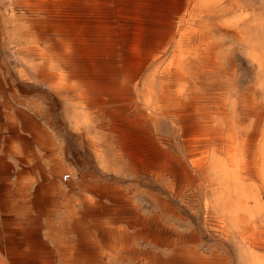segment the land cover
<instances>
[{
  "label": "bare ground",
  "instance_id": "1",
  "mask_svg": "<svg viewBox=\"0 0 264 264\" xmlns=\"http://www.w3.org/2000/svg\"><path fill=\"white\" fill-rule=\"evenodd\" d=\"M91 1L90 14L82 17L89 21L88 28L73 24L69 32L61 35L64 40L57 49L65 52L63 70L43 81L55 94L58 104L64 102L71 107L64 113L65 124L78 133L86 152L99 161L101 171L114 166H109L106 155L109 149L106 147L105 152L99 139L88 132L87 114L80 112L86 104L115 121L114 132L121 135L116 147L117 161H123L132 171L164 181L165 190L188 209L197 223L194 227L176 228L165 224L161 216L153 212L141 215V208L138 211L126 189L107 183L111 178L91 183L83 176L82 184L86 188L107 197L112 203L102 205V214L125 215L126 224L138 229L131 235L119 227L109 231L102 224L97 225V236L105 239L104 250L92 240L82 244L65 242L66 221L73 222L75 232L81 236L90 232L80 226L86 220L84 216L94 219L99 217L100 211L95 209L93 199L83 196L81 203L87 214L83 217L78 216V212L74 214L70 204L65 205L60 194L50 192L45 184L46 174L50 172L47 162L34 165L26 156L15 162V167L21 168L15 172L18 180L15 190H10L9 184L6 190L0 191V208L9 218L0 233V237L3 235L0 264H105V261L110 263L117 259L139 264H264V0L240 4L237 10L234 9L237 18L229 21V26L219 29L220 35L235 45L248 68L258 72L253 83L242 85L235 82L234 69L229 63L232 49L223 50V38L215 37L211 24L214 17L211 7L225 5L228 0ZM102 1L106 3L104 6ZM12 2V10L7 6L3 21L6 31L4 45L15 41L21 46L17 49L21 66L16 72L23 74L22 77L27 76L25 67L33 68L34 60L40 61L41 68L51 69L47 63L51 64L52 58L45 51L23 46L28 40L34 42L27 38L20 20L15 21L17 16L25 15L23 7L27 6V1ZM73 16L69 18L77 21ZM58 33L55 31L54 34ZM36 34L46 35L40 29ZM89 37L94 40L92 44L99 46L94 48L90 43L87 46ZM82 38L85 40L84 51L80 48ZM167 49L169 53L165 62L152 67L145 79L143 87L149 99L142 104L136 100L135 88L141 83L150 61ZM83 53L86 58L97 53V58L85 60L84 66L78 67L77 54ZM48 73L52 74L51 71ZM76 76L85 77L87 86L63 85L65 77L69 80ZM197 78L214 83L232 82L230 95L234 94L235 99L231 100L220 89L194 88ZM154 116L177 126L184 150L182 155L165 146L162 137L150 132L154 127H151ZM245 119L250 120V124L242 126L240 122ZM19 141L22 140L17 136L14 143ZM5 164L0 160L3 175L10 174L12 169ZM116 167L112 168L114 175H117ZM53 172L69 176L66 169L60 167ZM37 173L41 182L32 178L33 175L36 178ZM136 237L144 241L145 251L133 247ZM204 239L230 248L233 258L220 255L212 247L204 252L198 251L196 242Z\"/></svg>",
  "mask_w": 264,
  "mask_h": 264
},
{
  "label": "rangeland",
  "instance_id": "2",
  "mask_svg": "<svg viewBox=\"0 0 264 264\" xmlns=\"http://www.w3.org/2000/svg\"><path fill=\"white\" fill-rule=\"evenodd\" d=\"M26 1H27L26 2L27 6L23 7V13L25 15L24 16L23 15L17 16L15 21L20 20L19 22L22 24V27L24 28L23 31H25L28 34L27 38L33 39L34 42L31 43L28 40L27 43H25L23 46L24 47L30 46L29 47L30 49H34V48L37 49L38 48V49L45 51L46 54L52 58V61H51L52 65L49 62L47 63L48 67L51 68L48 70L46 68H41L39 66L40 61L34 60L33 61L34 63L32 65L33 68L28 69L27 67H25V70L27 72V76L22 77L23 74H19L18 72H16L19 69V67L21 66L20 65L21 63L18 60L19 58L17 56V49L21 46H17V43H15V41L13 43L9 44L8 45L9 47L7 45H4V38L6 35L5 23H4L5 18L4 17L6 14V8H7V6L11 7V10H12V7L14 4H13L12 0H7V1L6 0H0V160H3L6 164L10 165L12 168L10 170V174L3 175L0 172V191L6 190L7 187L9 186V184H10L9 189L15 190V184L18 181L15 177V172L17 170L21 169L20 167H18V168L15 167V162L17 161L18 158L29 156L33 160L34 165H39L43 161L47 162L48 169L50 170V172L46 174L47 180L45 181V184L48 185L50 192L53 191L54 193L60 194V199L63 201V203L65 205H67V203H68V205L70 204V206L73 208L74 214H77V212H78L77 215L78 216L80 215V217H83L84 215L87 214L84 210V205L81 203V198L83 196L90 197L91 200L93 199L92 202L94 201V203H96L95 209H97L98 212L100 211L99 217L96 216L97 218H94V219L88 218V216H87V218H88V220H87L86 216H84V218L86 220L83 221L82 224L80 223L81 224L80 226H83L82 228H84L85 230H88L90 232L87 234L81 235V236H79L75 232L76 228H75L73 222L66 221L65 222V231L67 234L65 235V242H72V243L76 242L77 244H82L83 242H91V240H92V242L96 243V245L98 246L99 249L104 250L106 247L105 239L103 237L97 236V232H96L97 225L102 224V226L106 229H109V231H112L113 228L119 227V228H122L124 231L126 230V232L128 234H131V235H134L138 229L137 227L132 228L131 226H128L126 224L127 219H126L125 215L102 214V212L100 210L102 208V205L105 204V205L109 206L112 203L107 199V197L99 195L98 192H96L94 190H90L89 188H86L82 184L83 176H85L84 179L86 181H89L91 183H100V182H102V180L105 181L108 178H111L110 181L107 183L109 185L119 187L123 190L126 189L125 192L130 195L131 201L137 207L138 211L141 208V210L139 211V213L141 215H147V212L149 215V214H152V212H153L155 215L161 216L162 221L167 225L170 224L172 226H175L176 228L194 227L195 224L197 223L196 218L194 219V217L190 214V212L187 211L188 210L187 208H185L181 203H179L172 196H170L168 191L165 190L166 188H165L164 181H162L161 179H157V178L153 177L152 175L142 174L138 171H132L131 169L128 168V166H125L126 164L123 161H117L118 158L116 159V157H115L116 156V150H117L116 147H117V144L121 140L120 139L121 135L118 132H114V128L116 126L115 121H111L110 118L103 116V115H100V113H98V109L96 107L88 106L86 104L85 107L83 106V108L80 110V112L87 114L89 125H87L86 127H88L87 128L88 132L92 136H95L96 138L99 139L98 140L99 144L102 146V148L105 150V152L108 151L106 153V155L108 157V161L110 162L109 166H114V167L117 166L115 169H116V171L118 170L117 175L113 174L112 168L114 170V167H110L111 169L108 168V169H105V171H101L98 167L99 161L94 159L91 154H88L89 152H86L87 149L85 148L84 143L82 142V140L78 136V133L70 130V128L65 124L64 113L66 111H68L66 109H70L71 107L64 102H62V103L60 102V104H58L56 101V98L54 97L55 94L50 89H48V87L45 85V82L43 81L45 77H48L49 75H53V73L58 74V73H60V70H63V68H62V65H63L62 61L63 60L62 59H65L66 57L65 58H62V57L64 56L65 52L57 49L60 41L64 40L63 36H61V35H62V33L69 32V27L72 26L73 24H75V26L77 24L83 28L84 27L88 28V27H86V25L89 23V21L86 20L85 18H82V17H83V15L87 16L90 14L91 11L89 10V5L93 4L92 1L91 0H48V1L47 0H26ZM213 1H216V0H213ZM246 2L248 4V3H250V0H231V1L228 0V3L226 2L225 5H222L219 7L218 6H212L211 7V11H212L213 16H214L212 18L211 24H212V28L214 30L213 34L215 33L214 35L217 39L220 40V38L222 37V35H220L219 29L224 28L226 26H229L230 23L232 21H234L235 18H237V15H236L237 11L236 10L238 9V6H240V4L247 5ZM102 3H104V4H102ZM30 4H32V5H30ZM105 4L106 3L104 1L101 2L102 6H104ZM71 9H75V10L77 9L79 11H72ZM225 9H227V10H225ZM234 9H236V10H234ZM73 15L76 17L77 21L72 20L73 18L70 19L71 16H73ZM229 15H230V17H229ZM10 16L12 17L13 14L11 13ZM230 18H231V20H230ZM215 19H216V21H215ZM229 21H231V22H229ZM39 29L42 30L46 35H42V36L37 35L36 33ZM64 29H66V30H64ZM55 31H58L59 33L54 34ZM81 32H84V30H82ZM218 32H219V34H218ZM216 34H217V36H219V38L216 36ZM83 41H85V40L82 38L80 40V44H81L80 48L84 51L85 48L83 46ZM229 41H230V39H226V38H223L221 40V42H223L222 48L224 51L225 50L228 51L229 49H232V52H231L232 56L230 58L231 61L229 63L233 66V69H234L233 76H234L235 82H237L240 85L245 84V82L246 83H248V82L253 83L256 80V78L254 79V76L257 77L256 75H258V72L254 69L248 68L246 61L243 62L244 60L241 59L239 52L237 50H235V45H233V43L229 42ZM89 43L94 48L99 46V45H96L97 43L92 44V43H94V40H92L91 37L87 38V40H86L87 46H90ZM225 44H227V45H225ZM47 46H48V48H47ZM168 53H169V49H167L163 54L154 57L155 59L153 58L154 60L152 59L150 61V63L148 64V66L144 72V75L146 77L143 75V78L141 81V83L143 85L141 83H139V85L135 88V97H136V100L138 102H140L142 104L145 103V100L148 98V95H146L147 94L146 90L143 87L144 84L146 83L145 79L147 78L148 74L151 72V70H153L154 67L161 66L165 62V60L167 59ZM77 55H79V61H77L78 67L84 66V64L82 65V63L85 60H88V59L93 60V58L95 60L97 58V55L95 56L93 54H92V56L90 55L91 58L89 56H88V58H86L84 53L81 55L80 54H77ZM160 57H161V59H160ZM159 59H160V61H159ZM65 61H66V59H65ZM65 64H66V62H65ZM48 71H51L52 74H49ZM247 71L250 73L248 74ZM65 79L66 80L63 83L64 86L75 85L77 87H84V85L87 86V84H88V81L85 79V77L76 76V78H70L69 80H68V77H65ZM71 81H73V82H71ZM208 81H210V80H208V79L205 80V78H197V80L194 81L195 84L193 83V87L195 86L196 89L200 88V90H204V89L205 90H219L220 89V91L223 93H226L231 98V100L235 99L236 96H234V94H232L233 96L230 95L233 92L231 90V87L233 85L232 82L225 81L223 83V81L222 82L220 81V83L219 82L214 83V82H211V81L208 82ZM226 84L228 85V87L226 86ZM11 85H16L14 87L18 86L19 92H20L19 93V99L16 100V102H18V104H19V109L17 110V113H16L19 131H18L15 138H17V136H18L19 140H22V141H19L18 143L17 142L14 143L13 140H15V139L13 138V140H12L10 138L11 134H12L11 131L9 129H6L4 126V123L6 122V112L10 111L11 108L13 107L12 106L13 101H11L12 91L9 88V86H11ZM143 91H145V92H143ZM139 94H140V96H139ZM142 97H144V98H142ZM150 100L153 101L152 97H150ZM64 105H66V106H64ZM93 109H95V110L93 111ZM93 112H96V113H93ZM96 115H98V116H96ZM131 115H132V113H131ZM93 120L96 122L94 123ZM247 120L246 119L242 120L240 122L241 125L242 126L249 125L250 120H248V121ZM108 121H109V123H108ZM173 124L174 123H172L171 121H168L164 118L154 116L153 122L151 124V127L152 126H154V127L151 128L150 132L152 134H155V135L157 134V136H159V137H162L163 143L167 142L166 144L164 143L165 146L168 145L167 147H169V149H171V150L173 149V151H175L177 154L182 155V152H184V150L182 149V143H180L181 137H180L178 129H176L177 126L175 124L174 125ZM107 126L109 129L107 128ZM163 126H164V128H162ZM155 127L157 130L155 129ZM172 128H175V129H172ZM100 130H101V132L104 131V133L103 132L101 133ZM106 131H110L111 134L109 132H106ZM95 133H96V135H94ZM162 133H163V135H162ZM103 134H104V136H103ZM114 134H117V135H114ZM103 137H104V139H106L105 141H104ZM114 140H116V141H114ZM36 141L39 143H36ZM112 141L115 143H113ZM39 144H40V147H39ZM42 145H43V147H42ZM106 147L109 150L106 151ZM46 151H47V153H46ZM110 152H111V154H110ZM9 155H10L11 160L8 157ZM112 155H113L114 159H113ZM113 160H115L116 162ZM2 166L4 167V165H2ZM58 167H60L61 169H64V170L66 169V171L69 173V176L65 177V175H63V174H56L55 172H53ZM117 168H119V169H117ZM210 172L211 171L208 172V175L210 174ZM122 173H123V175H122ZM115 176H117V178ZM39 177L40 176L38 173L36 175V178L34 175L32 176V178L34 180L37 179L39 182H41L42 180ZM112 177L114 178V180H112ZM158 181L162 182V183L159 184ZM120 183H122L123 185ZM135 186H136V188H134ZM145 192H146V195H145ZM160 200H161V202H160ZM146 202H147V204H146ZM152 202H154V203H152ZM155 203H157V205H155ZM165 203H166V205H165ZM97 206H98V208H97ZM164 206H168V207L165 209ZM153 207H154V209H153ZM149 209H150V211H149ZM65 210H67V206H65ZM154 211L157 212V214ZM144 212H145V214H144ZM5 215H4V212H2L1 208H0V233H2L4 231V226L9 219ZM165 215H167V216H165ZM172 215H173V217H172ZM106 223H108L109 225ZM179 223L180 224L182 223V224L180 225ZM72 230L74 232H72ZM69 231L72 233H70ZM2 236L3 235H1V237H0V241H2ZM138 238L139 237H136L135 239H133V247L139 251H145L147 246H145L144 241L141 238H139V239ZM208 240L204 239L201 241H197L196 242V244L198 243L196 245L197 250L204 252L205 250L212 247V249L215 248L214 250H216L220 255H226L231 259L233 258L230 248L220 246L217 243H215L214 241L209 242ZM135 241H136L137 245H136ZM139 241L141 242L140 245L138 244ZM206 242H207V244H206ZM137 246H139V247H137ZM116 261H118V262H116ZM105 264H139V263L137 261L121 262L120 260L117 259V260H111L110 263H106V261H105Z\"/></svg>",
  "mask_w": 264,
  "mask_h": 264
},
{
  "label": "crops",
  "instance_id": "3",
  "mask_svg": "<svg viewBox=\"0 0 264 264\" xmlns=\"http://www.w3.org/2000/svg\"><path fill=\"white\" fill-rule=\"evenodd\" d=\"M16 85L9 86L10 90L12 91V108L10 111L6 112V122L4 123V126L6 129H9L11 131V139H15L17 133H18V120H17V110L19 109V104L16 102L17 99H19V87H14ZM15 102V103H14ZM14 141V140H13ZM12 156V155H11ZM10 158V155L8 156ZM11 160V158H10Z\"/></svg>",
  "mask_w": 264,
  "mask_h": 264
}]
</instances>
